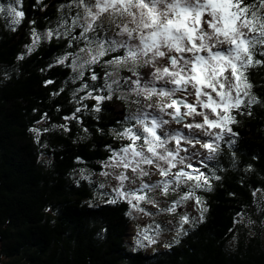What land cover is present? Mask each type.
<instances>
[{
    "label": "trees",
    "instance_id": "16d2710c",
    "mask_svg": "<svg viewBox=\"0 0 264 264\" xmlns=\"http://www.w3.org/2000/svg\"><path fill=\"white\" fill-rule=\"evenodd\" d=\"M78 1L21 0L15 5V0H0V7L11 4L23 13L20 23L12 24L7 12H0L3 264H264V232L259 223L264 221L259 201L264 194V66L247 70L254 85L251 91L260 103L253 105L251 115L247 109L244 114L234 113L237 143L231 150L221 144L214 161L196 165L206 175H212L211 168L220 177L211 180L210 190H196L206 209L204 220L162 251L147 254L130 249L128 203H105L106 189L74 176L81 169L87 175L100 174L111 153L129 143L117 131L135 123L129 116L137 113L140 107L135 101L140 99L124 95L134 79L127 70H119L120 77H129L128 82L118 79L119 87L105 76V71H113L107 61L120 52L105 56L79 80L74 79L70 62L55 63L57 57L69 56L81 46L74 39L80 31L72 23ZM247 1L246 5L259 9L260 0ZM68 21L66 36L43 40L51 27L61 32ZM33 31L40 39L28 52ZM254 58L260 59L255 54ZM137 71L144 82L146 69L137 66ZM91 75L97 80L92 81ZM105 82L111 84L112 94L94 112L91 96H108ZM81 83L85 90L76 92ZM86 93L91 96L80 101ZM33 128L40 130L39 138L30 131Z\"/></svg>",
    "mask_w": 264,
    "mask_h": 264
},
{
    "label": "snow or ice",
    "instance_id": "6c2138e0",
    "mask_svg": "<svg viewBox=\"0 0 264 264\" xmlns=\"http://www.w3.org/2000/svg\"><path fill=\"white\" fill-rule=\"evenodd\" d=\"M20 2L15 0V5ZM79 6L84 8L85 19L80 38L85 40L87 58L78 54L72 56L69 66L76 73L74 79L79 80L85 68L97 63L106 51L123 48V56L116 55L107 61L113 71H105V76L112 77V84L117 87L118 79L128 82L129 77L134 78L130 80L133 85L131 91L142 96L144 101H150L155 96V109L159 113L153 115L148 112L153 107L152 103H148L129 116L130 121H135L134 124L125 127L122 132L117 131V135L127 137L129 143L112 152V163L106 165L122 168L123 171L115 175L117 184L112 190L102 193L107 197L105 203L115 204L118 200H125L129 209L125 215L130 216L132 211L150 214L140 207L141 201L150 203L157 213L168 214L176 213L178 207L192 201L202 222L206 209L202 207L203 201L196 195V190H210L211 180H219L220 177L211 168L209 171L212 175H206L199 167H194L193 162L207 166V162L216 159L221 144L231 150L239 135L232 128L237 123L234 113L244 114L247 109V114L251 115L253 105L260 103L259 97L251 91L254 85L246 73L253 65L264 66V61L254 58L257 44L261 46L259 55L264 56V15L259 14L264 9V0H260L259 9L246 5L244 0H95V3L87 6L84 0H79ZM4 11L12 18V24L20 23L23 13L17 7L11 4L6 9L0 7V12ZM113 13L129 18L116 24L119 31L115 33L116 36L126 35L127 39L112 40L105 49L103 41L97 44L89 40L86 34L94 29L98 17ZM76 22L74 19L73 24ZM52 35V32L45 33L46 37ZM32 38L28 52L40 39L35 31ZM79 52L83 53L85 49L81 48ZM17 59L21 57L17 56ZM67 59V55H61L55 63L63 64ZM161 60L163 63H158ZM137 66L146 69L142 86ZM122 68L127 70L129 77L118 75L117 70ZM90 79L96 81L97 76L91 75ZM105 87L108 96L86 93L79 100L91 96L96 102L92 110L98 112L102 99H108L113 91L107 82ZM82 90H85L83 83L75 91ZM75 111L79 112L80 109ZM172 123L181 125L188 130L187 133L163 127ZM157 130L162 134H158ZM30 131L39 138V129ZM64 131H68L66 126ZM151 169L156 170L160 180L146 182L142 179L152 175ZM129 170L132 179L140 181L138 187H126L125 181L130 179L127 175ZM80 172V179L88 180L84 169ZM181 185L184 186L183 190ZM97 187L103 189L105 185L101 183ZM145 190H156L165 197L169 191L178 192L179 195L168 207L162 208L157 201L148 198ZM252 195L255 196V192ZM177 215L178 221L173 228L175 237L186 234L184 225L191 227L196 221L186 212ZM149 231L151 229L137 232L135 243L138 247H144V241L148 245L155 243Z\"/></svg>",
    "mask_w": 264,
    "mask_h": 264
},
{
    "label": "rangeland",
    "instance_id": "374dc122",
    "mask_svg": "<svg viewBox=\"0 0 264 264\" xmlns=\"http://www.w3.org/2000/svg\"><path fill=\"white\" fill-rule=\"evenodd\" d=\"M145 2H148V0H145ZM85 5L87 6L89 3H95V0H84ZM74 9H76L73 14L76 16V29H78L80 31V33L82 32L83 28V24H84V8H81L79 6V1L74 5H73ZM256 8V6H255ZM259 8V6L257 7ZM93 11H95V9H92ZM132 11H135V9H132ZM68 12V11H67ZM261 15H264V9L260 10ZM67 15L69 16V13H67ZM71 19V17H69ZM75 19V18H74ZM72 19V23L73 20ZM129 19L128 17H120L119 15L113 13L111 15L109 14H104L101 17H98V19L94 22V29L91 30L89 33L86 34L87 38L89 40H94L96 41V43L98 44L100 41H103L104 44L103 46L105 47V49L108 48L110 41L112 40H120V39H127L126 35L124 36H116L115 33L119 31V28L116 27L117 23H122L123 21ZM70 22V21H68ZM71 26V22L70 24H68L67 26L64 25V27L61 28V32L59 30L54 29L55 26L51 27L47 32H52L53 35L51 37L56 38V37H61V36H66L69 32L68 27ZM45 32V33H47ZM45 33L42 35L43 40H47L45 36ZM67 33V34H66ZM80 33H79V38H74L79 40V42L81 43V46L75 48L76 50H74L72 52L71 55L67 56L68 59L65 60L71 63L72 60V56L73 55H80L84 58H87V48L85 47V40L83 38H80ZM252 35V34H249ZM65 38V37H64ZM84 48L85 52L81 53L79 52V49ZM261 50V46L259 44L256 45L255 49H254V54L256 55V57H259L260 59L264 60V56H260L259 52ZM118 52H120L119 55L123 56L124 55V49L123 48H117L114 51H106V54L101 57L97 62H99L101 59H103L105 56L107 55H115ZM262 60V61H263ZM158 63H163V61H158ZM97 63L93 64L96 65ZM93 65H90L88 67L85 68L84 71L91 69ZM256 66V65H255ZM139 68H143L139 66ZM119 70H123L122 69H118L117 72L119 74ZM126 70V69H125ZM76 75V73H74ZM121 76V75H119ZM120 80H118L117 82H119ZM125 82V81H124ZM129 83H127L128 85ZM141 86L144 84V82L140 81ZM126 85V84H125ZM130 86L128 87V92L124 93V95H127L128 97L133 96L134 98H139L140 99V103H138V108L141 109L144 106H146L148 103H152L153 107L151 109H148L147 111L152 113L153 115H158V111L155 109V101H156V97H152V99L150 101H144L142 96H137L134 92L131 91V88L133 87V85L130 83ZM192 99V98H190ZM137 108V109H138ZM165 119H168V117H164ZM188 120H190L191 118H186ZM197 119H200L199 117H197ZM163 127L165 128H172V129H179L182 133H187V129H183L181 125L176 124V123H172L169 125H164ZM158 134H162L160 133V130H157ZM124 139H127V137H123ZM138 144L140 142H137ZM171 143V142H170ZM198 147V146H197ZM183 154V153H181ZM206 154V153H205ZM112 161L109 160L105 166H103V171L98 174V175H87L84 173V175L88 176V182L91 183H95V184H101L103 183L105 185V187L103 189H106V192H110L112 190V188L117 184V181L115 180V175L118 174L120 171H123L122 168H115V167H107L106 165L111 164ZM194 167H197L195 162H193ZM143 167L145 168H149V166L144 165ZM152 175L150 176H146L143 177L142 179L146 182L148 181H157L160 180L161 178L159 177L158 173H156L155 169H151ZM102 173H108V175H102ZM127 175L129 176V180L125 181V185L127 188L131 189V188H135L139 186L140 181L139 180H133L132 179V173L129 170L127 172ZM81 176V172L77 173L74 177L77 178L78 180H82L80 179ZM93 179V181H92ZM181 190L184 189V186L181 185L180 186ZM101 189V188H99ZM146 195L148 196L149 199H153L155 201H157L159 207L162 208H166L169 206V204L171 203V201L175 200L177 198V196L179 195L178 192H172L169 191L167 193V196H162L158 191L153 190V191H147L145 190ZM107 199V197H106ZM118 201H125V200H118ZM259 201L261 202L262 205V209L264 208V194H261ZM126 202V201H125ZM140 207H142L143 209H145V211L149 212V215H144L143 212H135L132 211L131 215L128 216L130 219V227H129V231H128V241H129V247L130 249L133 250H142L145 251L147 254H151L154 251H162L164 250L166 247L165 245H171L174 242V239L176 241V239L178 237H175V233L173 231L174 225L177 223L178 221V215L179 214H183L184 212H186L190 217H195L196 221L193 223H197L199 222V212L198 210L195 208V206L193 205L192 201H186L183 205H181L180 207H178L176 209V213L173 214H168L166 212H162V213H157L156 209L152 207V205L150 203H146L144 201H141ZM203 207V204H202ZM259 223L261 225H263V232H264V221L259 220ZM192 224V225H193ZM159 227V231L157 232V228ZM188 228H190L187 224L184 225V231L187 230ZM140 229H151V231H149V235L153 236V239L155 240V243L148 245L146 241H144L143 243L145 244L144 247H138L135 243V240L137 238V232ZM263 236V240H264V234H262ZM4 263V259L2 258V256H0V264Z\"/></svg>",
    "mask_w": 264,
    "mask_h": 264
},
{
    "label": "flooded vegetation",
    "instance_id": "af4514ba",
    "mask_svg": "<svg viewBox=\"0 0 264 264\" xmlns=\"http://www.w3.org/2000/svg\"><path fill=\"white\" fill-rule=\"evenodd\" d=\"M253 1V0H252ZM256 0H254V2H255ZM244 3H248V1L247 0H244Z\"/></svg>",
    "mask_w": 264,
    "mask_h": 264
}]
</instances>
